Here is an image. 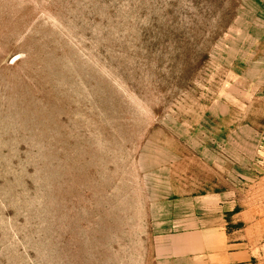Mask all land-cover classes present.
Listing matches in <instances>:
<instances>
[{
  "label": "rangeland",
  "instance_id": "obj_1",
  "mask_svg": "<svg viewBox=\"0 0 264 264\" xmlns=\"http://www.w3.org/2000/svg\"><path fill=\"white\" fill-rule=\"evenodd\" d=\"M188 230L264 264V0H0V264Z\"/></svg>",
  "mask_w": 264,
  "mask_h": 264
},
{
  "label": "crops",
  "instance_id": "obj_2",
  "mask_svg": "<svg viewBox=\"0 0 264 264\" xmlns=\"http://www.w3.org/2000/svg\"><path fill=\"white\" fill-rule=\"evenodd\" d=\"M184 231L178 234L170 233L158 239L161 243L158 249L159 264H235L241 256L239 251H230L227 241L221 231ZM162 238V239H161ZM193 238V239H192ZM178 239L181 241L178 242ZM175 243V244H174ZM179 246V250L176 248ZM198 247L199 250L194 249ZM214 258L217 260L214 261ZM199 261V263H198Z\"/></svg>",
  "mask_w": 264,
  "mask_h": 264
}]
</instances>
